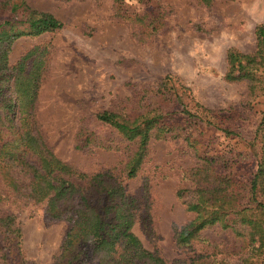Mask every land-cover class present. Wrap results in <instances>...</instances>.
I'll use <instances>...</instances> for the list:
<instances>
[{
	"label": "rangeland",
	"instance_id": "obj_1",
	"mask_svg": "<svg viewBox=\"0 0 264 264\" xmlns=\"http://www.w3.org/2000/svg\"><path fill=\"white\" fill-rule=\"evenodd\" d=\"M25 2L63 24L58 31L16 40L8 55L9 67L27 55L26 70L38 57L43 62L34 118L56 158L86 174L113 172L138 204L141 218L131 232L165 264H241L252 247L218 224L188 244H178L177 233L212 207L192 182L202 158H233V176L244 185L257 172L264 91L251 96L246 82L227 81L225 74L228 50H256L264 0ZM205 109L218 112L219 119L207 124ZM105 111L128 122L154 111L173 120L165 137L149 141L132 179L123 167L137 144L97 119ZM218 121L222 124L214 127ZM197 173L202 182L211 179ZM240 199L249 200L245 191ZM0 211L12 215L21 232V264L60 260L67 222L52 220L31 204H1ZM77 243L83 264H100L91 255V242ZM259 261L264 264V251Z\"/></svg>",
	"mask_w": 264,
	"mask_h": 264
},
{
	"label": "trees",
	"instance_id": "obj_2",
	"mask_svg": "<svg viewBox=\"0 0 264 264\" xmlns=\"http://www.w3.org/2000/svg\"><path fill=\"white\" fill-rule=\"evenodd\" d=\"M62 26L52 15L29 7L25 0H0V205L41 206L50 219L68 223L56 264H83L77 243L81 238L92 243L91 255L100 264H165L157 255L143 249L131 232L135 219L141 215L137 216V201L127 194L117 176L111 171L96 174L77 171L56 158L41 137L33 105L42 75V60L34 59L26 70L25 62L31 57L27 55L17 65L8 66L11 45L16 40L55 32ZM255 36L253 53L230 49L226 55L225 79L246 82L251 96L264 91L263 26L256 28ZM183 111L191 116L189 111ZM203 111L205 118L202 119L208 118L207 124L219 119L218 112ZM166 117L154 111L128 122L113 112L97 115L101 123L137 144L123 167L127 179L136 177L149 141L165 137L164 129H170L173 124ZM219 124L222 122H216L214 127H220ZM256 138L261 144V154L255 177L248 185L233 176V158L220 155L202 158V168L191 172L196 193L206 195L212 207L206 213H198L180 229L178 244L196 241L203 229L218 224L252 247L241 264H263L259 258L264 251V114L257 126ZM197 171L211 179L202 182ZM244 191L249 200L241 204L240 194ZM20 237L13 216L2 215L0 211V258L4 264H21Z\"/></svg>",
	"mask_w": 264,
	"mask_h": 264
}]
</instances>
